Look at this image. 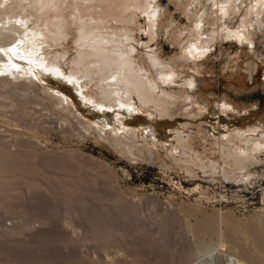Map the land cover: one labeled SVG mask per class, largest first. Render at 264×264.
Returning a JSON list of instances; mask_svg holds the SVG:
<instances>
[{"label": "rangeland", "instance_id": "rangeland-1", "mask_svg": "<svg viewBox=\"0 0 264 264\" xmlns=\"http://www.w3.org/2000/svg\"><path fill=\"white\" fill-rule=\"evenodd\" d=\"M158 1L168 27L148 44L134 25L139 45L133 46L142 55L153 50L179 84L190 78L194 89L188 90L193 102L178 99L171 117L160 118L136 99L137 111L122 112L124 128L136 130L133 144L152 148L153 157L130 158L85 131L83 120L58 106L43 85L59 89L88 122L114 127L116 111L102 115L82 105L63 82L0 74V264H232L229 258L264 264V153L238 169L216 146L233 130L261 124L264 131V24L250 37L253 51L214 37L208 54L187 62L179 57L192 17L171 0ZM197 9L200 15L210 7L203 1ZM238 23V17L228 21L233 28ZM203 26L208 39L214 28ZM73 33L57 50L74 55ZM222 101L235 113L220 112ZM178 133L190 136L205 165L215 166L171 159L166 152Z\"/></svg>", "mask_w": 264, "mask_h": 264}, {"label": "bare ground", "instance_id": "bare-ground-1", "mask_svg": "<svg viewBox=\"0 0 264 264\" xmlns=\"http://www.w3.org/2000/svg\"><path fill=\"white\" fill-rule=\"evenodd\" d=\"M157 1L0 0V74L20 78L29 83L33 80L39 83L41 80L52 81L51 83L63 82L82 105H88L102 115L116 111L112 118L114 127L102 125L101 122H88L77 113L74 103L59 89L43 85L42 89L57 100L58 106L74 118L78 116L83 120L85 131L89 134L95 131L96 139L101 138L118 153L130 155V158L139 156L141 159V155L145 154L153 157L156 153L152 148H137L133 144L136 130L124 128L122 112L128 115L137 111L136 104L139 103L143 109L152 108L160 118L171 117L170 107L178 99L182 102H193L188 90L194 89V82L190 78L179 84L176 81V71L162 63L153 50L142 55L133 46V43L139 45L131 34L136 25L139 31L142 30L147 35L148 44L168 27L161 22V6L159 7ZM203 1L210 7L209 12L203 11L198 15L197 7ZM171 3L181 6L182 12L189 18L194 17L191 19L193 25L188 33L189 39L182 47L179 57L187 62H194L195 59H201L208 54L209 42L214 37H222L241 48L248 44L253 51L250 37L255 35V25L257 27L264 24V0H171ZM139 17L144 20L143 27L139 26ZM236 17L239 18V23L233 28L228 25V21ZM205 24L211 29L214 28L209 36L207 35L208 39L203 38L202 27ZM71 30L74 32V36H71L74 55L69 56L68 52L57 48L64 45L62 42L71 34ZM179 40L178 35H174L171 43L176 45ZM147 43H144V46L150 49L151 46ZM66 55L68 57L65 59ZM11 57L21 60L23 65H17ZM63 65L66 66L65 70ZM148 66L155 70L152 72L156 73L157 80ZM255 69V65L251 67L249 77ZM177 87L179 88L176 91ZM134 99L137 100L136 104ZM217 108L223 114L234 111L225 101L219 102ZM192 115L195 116L196 113ZM262 126L253 125L220 135L216 146L221 158L231 159L238 169H243L249 161L258 160L257 155L264 153ZM180 134H174L175 145H171L166 152L171 159H184L185 164H193L200 169L215 166L212 161L205 165L200 154L190 148V136L185 138ZM220 141H223V145ZM197 236L202 235L198 233ZM230 261L234 264H245L235 258H229Z\"/></svg>", "mask_w": 264, "mask_h": 264}]
</instances>
